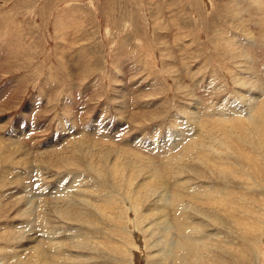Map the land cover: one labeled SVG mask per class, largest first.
<instances>
[{"label":"rangeland","instance_id":"374dc122","mask_svg":"<svg viewBox=\"0 0 264 264\" xmlns=\"http://www.w3.org/2000/svg\"><path fill=\"white\" fill-rule=\"evenodd\" d=\"M0 264H264V0H0Z\"/></svg>","mask_w":264,"mask_h":264},{"label":"bare ground","instance_id":"6f19581e","mask_svg":"<svg viewBox=\"0 0 264 264\" xmlns=\"http://www.w3.org/2000/svg\"><path fill=\"white\" fill-rule=\"evenodd\" d=\"M222 203H224V202H222ZM247 203H248V202H247ZM245 204H246V203H245ZM225 205H226V204H225ZM203 262H204V261H203ZM203 262H202V263H203Z\"/></svg>","mask_w":264,"mask_h":264}]
</instances>
